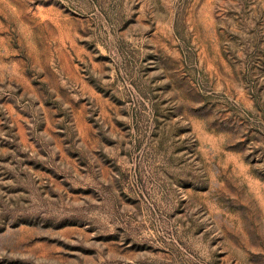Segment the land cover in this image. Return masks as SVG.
Wrapping results in <instances>:
<instances>
[{
    "label": "rangeland",
    "instance_id": "obj_1",
    "mask_svg": "<svg viewBox=\"0 0 264 264\" xmlns=\"http://www.w3.org/2000/svg\"><path fill=\"white\" fill-rule=\"evenodd\" d=\"M0 264H264V0H0Z\"/></svg>",
    "mask_w": 264,
    "mask_h": 264
}]
</instances>
